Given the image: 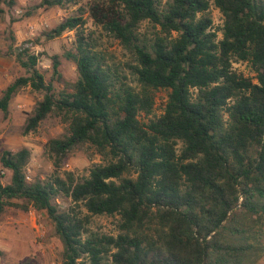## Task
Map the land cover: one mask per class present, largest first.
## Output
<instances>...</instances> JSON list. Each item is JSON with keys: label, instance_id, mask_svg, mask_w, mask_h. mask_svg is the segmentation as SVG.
I'll return each mask as SVG.
<instances>
[{"label": "trees", "instance_id": "16d2710c", "mask_svg": "<svg viewBox=\"0 0 264 264\" xmlns=\"http://www.w3.org/2000/svg\"><path fill=\"white\" fill-rule=\"evenodd\" d=\"M77 1L40 0L34 10ZM212 6L223 19L219 28ZM81 16L44 35L52 39L82 27ZM88 16L133 56L128 68L136 86L77 34L65 53L76 67L75 82L55 92L36 68L38 57L18 48L15 59L27 76L2 91L0 110L7 114L23 87L43 91L24 132L52 113L67 118L68 134L46 145L55 167L84 144L110 161L82 181L56 172L29 178V150H4L0 215L10 207L45 213L62 245L60 264H259L264 0H92ZM144 22L156 30L152 37L140 33ZM235 63L248 64L254 76L235 71ZM59 66L54 56L53 74L60 80ZM158 90L167 99L156 115ZM2 170L10 173L6 184ZM59 198L69 201L66 208L58 206ZM95 215H117L119 232H92Z\"/></svg>", "mask_w": 264, "mask_h": 264}, {"label": "rangeland", "instance_id": "374dc122", "mask_svg": "<svg viewBox=\"0 0 264 264\" xmlns=\"http://www.w3.org/2000/svg\"><path fill=\"white\" fill-rule=\"evenodd\" d=\"M92 0H78L63 8L35 9L40 0H14L8 7L0 0V96L2 91L15 79L27 76L16 62L18 48L27 47L29 53L38 57L36 68L58 92L64 83H73L77 79L75 65L65 58V53L74 44L77 34L89 42L93 51L104 56L105 62L118 73L125 75L128 84L136 86L128 66L135 63L133 56L120 45L119 41L95 25L88 16V5ZM82 14L84 25L73 31H65L59 37L48 39L44 34L55 28L65 19ZM213 26L219 28L223 19L220 12L211 7ZM29 26L33 27L32 32ZM139 31L152 37L156 31L151 24L144 22ZM60 61L58 71L60 80L53 74L52 58ZM233 68L244 77L252 78L254 73L246 63H235ZM43 91H35L30 86L21 88L11 99L7 114L0 110V154L4 150L15 152L26 148L30 152L27 165L29 178L42 179L54 174L72 173L75 181L88 177L89 171L97 165H105L110 158L98 152L90 144L75 147L66 157L54 165V159L48 153L46 145L51 139H61L68 134V121L63 115L49 114L34 131L25 133L27 119L32 115L37 103L43 99ZM167 99V92L154 91V113L159 115ZM146 121V120H143ZM1 169V166H0ZM3 184L8 183L10 173L2 170ZM63 209L69 204L67 199H57ZM82 215L87 212L80 207ZM119 217L95 215L90 217L89 228L100 235H116ZM62 245L51 223L43 212L34 209L22 211L7 208L0 215V264H60ZM259 264H264V257Z\"/></svg>", "mask_w": 264, "mask_h": 264}, {"label": "built area", "instance_id": "2783aa9c", "mask_svg": "<svg viewBox=\"0 0 264 264\" xmlns=\"http://www.w3.org/2000/svg\"><path fill=\"white\" fill-rule=\"evenodd\" d=\"M29 30H30V32H32V30H33V27H32V26H29Z\"/></svg>", "mask_w": 264, "mask_h": 264}]
</instances>
